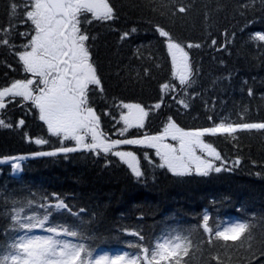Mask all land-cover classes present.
<instances>
[{
	"label": "trees",
	"instance_id": "16d2710c",
	"mask_svg": "<svg viewBox=\"0 0 264 264\" xmlns=\"http://www.w3.org/2000/svg\"><path fill=\"white\" fill-rule=\"evenodd\" d=\"M108 2L114 10L113 20L99 21L88 14L92 22L81 25L89 35L86 44L104 89L89 92V103L100 116L99 130L104 136L118 140L157 134L163 132L169 117L182 129L213 127L221 122H264V42L252 38L264 34V0ZM12 4L17 6L15 15ZM179 6L187 11L179 13ZM27 10L29 0H0V39L9 41L8 45L0 43V89L33 78L17 55L34 34ZM156 26L168 31L188 53L193 70L191 87L178 86L167 39L159 35ZM133 28L137 31L131 32ZM125 32L129 35L121 39ZM188 44L200 47L189 48ZM165 84L177 87L173 91L163 88ZM180 100L188 107L178 103ZM16 101L7 103L6 98V108L0 110V118L13 125L0 128V158L75 146L72 140L62 145L61 137L50 134L30 101L19 97ZM157 103L159 109L154 107ZM123 104H139L145 109L148 115L143 128L132 127L121 135V115L128 113ZM21 119L23 125H19ZM35 139L48 143L37 145ZM203 140L220 153L231 171L207 177L175 176L166 167H158L161 161L154 148L142 145L116 149L135 154L143 173L140 178L119 157L102 151L99 155L80 150L27 159L18 176L9 165H0V244L14 235H5L12 200L33 199V208L26 214H43L39 205L55 203L58 197L73 212L84 210L80 219L94 251L108 255L135 252L130 243L147 246L170 230L193 229L201 251L193 253L191 264H217L211 258L217 254L223 264H249L251 253L204 242L207 234L198 226L208 214L212 226L252 221L257 258H252L251 264H264L260 254L264 245V130L206 135ZM237 159L240 163L234 166ZM76 219L66 211L53 210L50 223L72 224ZM131 231H139L144 240L129 235ZM35 234L47 233L37 229Z\"/></svg>",
	"mask_w": 264,
	"mask_h": 264
},
{
	"label": "snow or ice",
	"instance_id": "6c2138e0",
	"mask_svg": "<svg viewBox=\"0 0 264 264\" xmlns=\"http://www.w3.org/2000/svg\"><path fill=\"white\" fill-rule=\"evenodd\" d=\"M17 6L12 4L13 15ZM179 13H185L187 8L179 6ZM91 18L99 21H109L115 18L113 7L108 0H29V10L26 18L34 26L30 40L24 50L17 53L24 71L35 79L16 80L10 86L0 89V110L6 108L7 103L17 102L19 97L23 101H30L39 111V119L43 121L50 134L61 137L64 141H75L74 147L61 146L51 152H38L37 156H56L60 153H72L80 150L115 155L128 164L137 178L143 173L140 170L137 157L131 151L116 150L120 145H142L156 150L160 158V168H167L175 176L183 177L197 175L207 177L211 173L231 171L226 167L220 153L211 144L205 143L206 135L227 134L232 136L241 130H264L262 123H225L221 122L213 127L198 130H184L169 117L167 125L159 135H145L143 138H125L110 140L100 131V116L89 103V92L99 89L103 92L101 78L91 61V53L86 42L89 35L82 28V24L91 23ZM175 14V13H174ZM137 29H131L136 32ZM156 31L167 39V47L172 57L174 76L178 78L179 87L192 86L193 70L189 62L188 53L181 44L175 42L169 32L160 26ZM27 35V34H22ZM129 35L125 32L121 39ZM254 40L264 42V34L257 33ZM94 39V38H93ZM0 43L8 45L7 39H0ZM215 45L216 41L213 40ZM187 47H200L199 44H188ZM90 86H94L90 88ZM176 85H163V88L175 90ZM251 94V92L249 93ZM183 107L188 104L184 100L178 101ZM128 109L127 114L121 115L124 128L121 135L129 128L144 127V118L148 115L139 104H123ZM161 107L160 103L154 106ZM211 119V117H209ZM24 120L19 121L23 125ZM13 125L0 118V128H12ZM90 135V142L88 137ZM178 142V147L166 143L167 138ZM37 145L48 143L44 139H35ZM197 149L205 155H198ZM206 157H212L208 159ZM145 158L148 159L147 154ZM22 159V158H21ZM214 161H220L216 165ZM151 162V161H149ZM240 163L234 161V166ZM19 170L17 162L12 165ZM7 203V200H5ZM34 200H12V209L8 214L10 227L5 230L14 233L6 244H0V264H191L194 252L201 251L200 243L193 239L194 230H170L162 233L151 244L130 243L129 247L137 249L135 252H122L114 255L93 250L87 243L84 231V221L79 212L72 209L57 197L52 204L41 203L43 214H26V210L33 208ZM56 212H68L76 217L72 224L50 223ZM254 224L249 220L229 221L223 225H210V216L204 214L198 229L207 234L208 245L216 242L224 249L243 250L257 258L253 250ZM43 230L46 235L35 234V230ZM197 229V230H198ZM127 231V230H126ZM138 237L144 236L139 231L128 232ZM261 255H264L262 245ZM217 264H223L220 256L211 257ZM231 259V257H229Z\"/></svg>",
	"mask_w": 264,
	"mask_h": 264
},
{
	"label": "rangeland",
	"instance_id": "374dc122",
	"mask_svg": "<svg viewBox=\"0 0 264 264\" xmlns=\"http://www.w3.org/2000/svg\"><path fill=\"white\" fill-rule=\"evenodd\" d=\"M128 111H129V110H128ZM87 139L90 140V135H89V137H88ZM165 142H166V143L173 144V145H175V146L178 147V142H176V141H172L170 137L167 138ZM197 154H198V155H205L204 153H201L199 149H197ZM34 156H37V155H34ZM27 157H28V156H16V157L4 158V159H1V160H0V163H2V162H3V163H9V164H11V166H12L13 164H15V163L18 162V163L21 165L22 161H23L24 159H26ZM21 158H22V159H21ZM206 158H208V159H212V157H206ZM19 170H20V169H19ZM12 171H13V173H15V174H17V173L19 172L18 170H14L13 167H12Z\"/></svg>",
	"mask_w": 264,
	"mask_h": 264
}]
</instances>
